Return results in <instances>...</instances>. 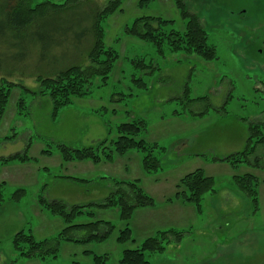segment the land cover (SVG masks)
Wrapping results in <instances>:
<instances>
[{"label": "rangeland", "instance_id": "374dc122", "mask_svg": "<svg viewBox=\"0 0 264 264\" xmlns=\"http://www.w3.org/2000/svg\"><path fill=\"white\" fill-rule=\"evenodd\" d=\"M86 1L92 7L103 8L111 0ZM141 1L125 0L122 11L103 24L106 46L120 55L108 84L101 87L96 81L90 96L74 99L56 118H53V106L48 97L41 94L38 78H49L63 67L43 63L41 46L34 49L25 65L19 50L0 49V65L8 71L12 67L18 69L12 76L0 73V82L4 76L17 84L7 112L0 118V141L12 137L0 145V158L22 154L28 146L29 156L36 159L21 172L16 171L21 164L0 165V181L7 180L5 201L0 209V264L33 261L21 259L13 251L12 239L18 232L31 230L42 240L56 237L66 227L39 206L37 201L41 196L68 206H87L104 202L113 192L114 178L110 176L118 172L117 157L110 163L103 161L100 166H88L85 164L88 162L67 163L59 153V145L83 149L106 138L116 140L118 126L134 118L145 120L148 128L168 129L162 139L166 151L159 154L163 171L157 174L166 188L176 176L183 177L202 169L214 178L217 191L205 196L201 214L190 205L186 215L180 218L178 225L181 226L176 230L185 232L182 243L171 242L165 253L147 255L148 262L264 264V172L246 166L233 169L229 164L211 161L242 152L246 147L248 124L264 123V0H185L187 10L198 17L208 34L209 44L216 48L217 58L211 62L169 52L165 59H159L151 44L127 36L125 28L144 17L172 22L164 28L166 32L185 30L188 20L180 15L174 0H148L140 5ZM42 2L64 4L66 0H33V6ZM90 46L91 40L72 53L67 59H71V63L66 66L78 62L84 64ZM141 59L146 64L155 60L160 70L153 74L141 70L134 63ZM140 78L148 89L139 88L134 82ZM187 86L188 98L183 95ZM20 99L25 102L21 108L18 107ZM175 112L180 114V119H175ZM178 121L183 123L179 133L176 130L181 125ZM184 138L190 141L186 148L182 146ZM60 163L64 165L63 169H57ZM90 165L98 167L91 171ZM35 168L42 171L34 173ZM247 173L261 183L257 211L238 193L233 183L234 175ZM62 175L89 183L61 180ZM22 183L28 185L24 187L26 194L16 203L10 198L20 189L16 186ZM193 209L196 214L190 211ZM95 213V219L83 214L75 223L111 220L121 227L119 217L114 221L117 210L95 209ZM57 219L63 224L62 228ZM84 235V232L76 233L77 237ZM116 236L117 231L103 244L65 243L57 259L41 263L93 264L92 257L84 255L85 251H90L107 254L109 264H119L124 248H136L143 242L140 238L136 240L134 233L135 244L120 245Z\"/></svg>", "mask_w": 264, "mask_h": 264}, {"label": "trees", "instance_id": "16d2710c", "mask_svg": "<svg viewBox=\"0 0 264 264\" xmlns=\"http://www.w3.org/2000/svg\"><path fill=\"white\" fill-rule=\"evenodd\" d=\"M148 0H142L140 5ZM125 0H111L106 7L96 8L86 0H66L64 4L42 2L33 6V0H0V49L19 50L24 65L32 57L34 49L42 47V61L48 65H61L63 68L49 78H38L41 84L42 96L48 97L53 106V118L59 111L70 106L74 99L85 98L91 95L96 81L101 87L108 84L111 75L116 71V64L120 55L105 44L106 29L103 24L110 17L122 11ZM180 15L187 19L183 32L164 28L172 23L162 18L144 17L136 19L131 26L125 28V34L144 43L151 44L159 59H165L166 53H183L187 56H197L205 62L217 58L216 48L209 44L208 34L199 22L198 17L189 13L185 0H174ZM88 6V9L85 7ZM91 40L87 59L83 63H71V54L77 52ZM57 57V58H56ZM73 63V62H72ZM134 63L145 72L153 74L160 70V66L152 60L146 64L144 59ZM18 69L12 67L10 71L0 65V73L12 76ZM139 88L147 89L142 78L135 79ZM17 87L6 77L0 82V118L7 112L12 91ZM184 97H189L187 87ZM25 102L20 99L18 107ZM20 110V109H19ZM148 132L145 120L134 118L132 121L120 124L117 128L116 140L105 139L83 149H72L59 145V153L63 160L69 162H91L100 164L103 161L112 162L116 157L127 156L136 151L141 155V165L145 174L156 175L163 171L159 154L166 151L156 143H149L144 134ZM110 133V130H109ZM248 141L242 152L229 155L226 158H214L212 162L229 164L233 169L246 166L264 172V123L248 124ZM12 137L5 138V141ZM29 147L22 154H15L7 158H0V165L11 162H36L28 152ZM44 154H51L43 151ZM67 180L78 183L89 182L83 179L63 176ZM113 192L102 203L92 205L68 206L61 201H48L41 196L37 201L39 206L60 219L66 226L56 237L39 240L30 230L20 231L12 239V248L21 259L45 262L48 259H57L61 247L65 243L76 245H92L106 243L117 231L116 241L120 245L135 244L131 220L138 209L153 208L155 199L146 192L139 180H112ZM264 182V181H263ZM233 183L238 193L246 197L252 204L253 210L259 209L260 181L252 174L235 175ZM6 183H0V209L4 204V188ZM176 192L166 202L178 201L194 207L198 214L203 211V201L206 195L216 193L215 180L198 169L183 176L176 184ZM25 190L18 189L10 200L18 203L25 196ZM95 209L117 210L121 227L111 221L95 220L87 224L75 223L83 214L95 219ZM120 227V228H119ZM85 235L77 237L76 233ZM185 232L171 229L157 232L147 238L136 248H124L119 264H150L147 255L163 254L171 242L180 244ZM92 257L93 264H109V255H99L87 252ZM1 257V249H0ZM73 264H81L73 262Z\"/></svg>", "mask_w": 264, "mask_h": 264}, {"label": "crops", "instance_id": "0c3cea01", "mask_svg": "<svg viewBox=\"0 0 264 264\" xmlns=\"http://www.w3.org/2000/svg\"><path fill=\"white\" fill-rule=\"evenodd\" d=\"M188 87V86H187ZM184 88V93L186 88ZM148 89V88H147ZM183 93V95H184ZM178 99V98H176ZM205 115V114H204ZM202 116V115H201ZM180 114L178 112H175V119H180ZM178 124H181L180 126H177V133H179V130H183L182 122L178 121ZM166 127H157V129H153V127L148 128V132L144 134V138L149 142V143H156L159 146H163L162 144V139L165 134V131L167 132ZM249 133L246 136V144L248 141ZM183 142V148L187 147V144L190 145V141L186 138H184ZM245 144V146H246ZM165 148V147H164ZM176 150H178L179 154H182V151L177 147ZM197 158V156H196ZM118 166V172L116 175L110 176L111 178H114L116 180H139L143 186V188L146 190V192L155 199L156 201V206L153 208H143V209H138L136 210L131 223L130 227L132 229L133 235L134 233L136 234V240H139L138 238L142 239V241L146 240L149 237L154 236L157 232L161 230H171V229H176V227H180L181 225H178L180 223V218L186 215V212L188 208H190V205H185L181 202L178 201H172V202H166L169 198L173 197L175 192H176V184L178 181L182 178V176H176L175 180L171 184L169 188H166V185L162 184V182L159 180L158 176L159 175H146L143 170H142V165H141V155L133 151L130 155L126 157H117L115 160ZM16 164H21V163H16ZM85 164H93V163H85ZM101 164V163H100ZM30 165L29 163H25V165L21 164L19 169H16V171L21 172L22 168H27V166ZM99 165V164H98ZM17 166V165H14ZM89 166V165H88ZM100 166V165H99ZM57 169H63L64 165L63 164H58ZM94 167H98L95 165H90L88 167L91 171L94 169ZM106 167V165H105ZM105 167L103 169H105ZM4 168V167H3ZM2 168V169H3ZM107 168V167H106ZM67 169V168H66ZM45 171H49L48 168H44ZM40 172L42 171L41 168L39 169H34L35 172ZM3 176V175H2ZM67 176V175H65ZM235 176V175H234ZM233 176V177H234ZM63 177V175L61 176ZM61 180L67 181L65 178H61ZM72 177V176H69ZM74 178V177H72ZM79 179V178H78ZM69 181V180H68ZM7 183V180L0 181ZM89 183V182H88ZM7 185V184H6ZM28 185L22 183L20 185H17L16 187H19L20 189H24V187H27ZM192 213L196 212L193 210H190ZM174 214V217L173 215ZM118 215V214H116ZM117 220H114L115 222L118 221V216ZM58 220V219H57ZM60 220V219H59ZM58 222V225L62 228L63 224ZM52 221V220H51ZM107 221V220H106ZM111 221V220H108ZM113 222V221H111ZM144 235V236H143ZM144 237V238H143ZM116 240V238H115ZM141 241V240H140ZM182 243V242H181ZM89 251H85L84 255L85 256H90L89 254H86ZM1 258V257H0ZM28 264V263H27ZM29 264H42L41 262L37 260H33L32 262L30 261Z\"/></svg>", "mask_w": 264, "mask_h": 264}, {"label": "flooded vegetation", "instance_id": "af4514ba", "mask_svg": "<svg viewBox=\"0 0 264 264\" xmlns=\"http://www.w3.org/2000/svg\"><path fill=\"white\" fill-rule=\"evenodd\" d=\"M263 48H264V42H263Z\"/></svg>", "mask_w": 264, "mask_h": 264}]
</instances>
